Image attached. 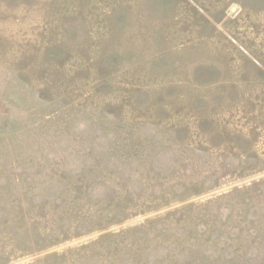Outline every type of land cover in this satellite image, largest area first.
Returning a JSON list of instances; mask_svg holds the SVG:
<instances>
[{
	"label": "rangeland",
	"instance_id": "1",
	"mask_svg": "<svg viewBox=\"0 0 264 264\" xmlns=\"http://www.w3.org/2000/svg\"><path fill=\"white\" fill-rule=\"evenodd\" d=\"M0 264H264V0H0Z\"/></svg>",
	"mask_w": 264,
	"mask_h": 264
}]
</instances>
